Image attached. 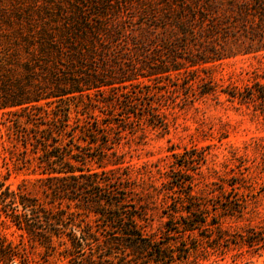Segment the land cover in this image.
I'll return each mask as SVG.
<instances>
[{
	"label": "trees",
	"instance_id": "16d2710c",
	"mask_svg": "<svg viewBox=\"0 0 264 264\" xmlns=\"http://www.w3.org/2000/svg\"><path fill=\"white\" fill-rule=\"evenodd\" d=\"M263 52L264 0H0V264H226L218 219L237 210L210 200L238 181L195 193L203 158L173 153L154 188L120 149L167 133L177 98L264 118V67L212 77Z\"/></svg>",
	"mask_w": 264,
	"mask_h": 264
},
{
	"label": "rangeland",
	"instance_id": "374dc122",
	"mask_svg": "<svg viewBox=\"0 0 264 264\" xmlns=\"http://www.w3.org/2000/svg\"><path fill=\"white\" fill-rule=\"evenodd\" d=\"M258 67H264V52L256 58L238 56L224 60L214 68L212 77L226 85L230 78H246V72ZM162 111L169 122L167 133L145 130L142 140L136 137L132 142L128 141L121 152L127 154L134 169L150 172L145 179L154 188L164 181L166 172H175L173 153L191 152L203 158L201 165L195 166L191 172L195 193L210 192L221 180L238 181V189L231 190L226 186L227 192L221 198H215L213 203L210 200L211 204L222 208L231 203L239 211L218 219L221 230L229 235L231 242L223 260L216 259L226 264H264V244L251 249L242 246L240 240L247 232L264 237V118L247 108L226 102L224 96L218 101L209 98L188 104L177 98ZM2 135L0 130V140ZM170 148H173L172 152ZM5 155L0 149V170L3 173ZM22 178H25L22 173L12 174L8 183L15 187ZM156 204L158 208L162 205V196L156 198ZM4 232L9 236L10 230ZM200 233L208 234L205 231Z\"/></svg>",
	"mask_w": 264,
	"mask_h": 264
}]
</instances>
